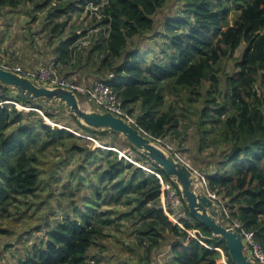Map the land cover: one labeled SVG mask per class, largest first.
Wrapping results in <instances>:
<instances>
[{
    "label": "trees",
    "instance_id": "16d2710c",
    "mask_svg": "<svg viewBox=\"0 0 264 264\" xmlns=\"http://www.w3.org/2000/svg\"><path fill=\"white\" fill-rule=\"evenodd\" d=\"M104 1L0 0V7L31 3L34 19L43 12L48 42L57 40L48 44L56 55L54 67L76 58L73 52L85 49L77 41L87 37L85 53L99 56L97 80H108L113 74L109 81L122 108L153 141H174V150H185L189 123L183 118L195 112L197 130L210 134L217 148L202 154L201 146L207 142L201 135L194 166L205 174L210 190L224 200L231 219L253 231L264 250V101L258 84L264 78V0ZM91 2L100 6L101 17L90 14L86 28L75 30L70 25L60 39L74 13H90L86 7ZM168 3L172 13L160 19L158 14ZM158 36L160 49L151 50L147 40ZM242 43L246 47L220 88L219 65L232 58ZM1 88L3 100H15L43 114L0 105V220L10 215L20 197L36 195L42 162L50 163V178L55 180L69 155L76 160L67 177L75 184H65L77 199L75 206L64 208L65 216L54 220L44 239L32 242L15 264H99L101 257L91 248L102 250L98 240L109 225L118 228L121 217L139 221L133 229L129 248L134 254L128 264H224L216 248L228 264H234L224 240L190 216L183 200L179 210L184 216L178 217L183 228L165 214L155 173L179 192L178 186L123 136L84 126L56 101L39 106V99L26 101ZM167 94L176 96L175 105L168 102ZM180 100L185 105L179 106ZM70 129L111 148L92 147L90 139ZM47 149L52 151L46 155ZM119 205L126 210L112 209ZM188 230H195L197 237L192 238Z\"/></svg>",
    "mask_w": 264,
    "mask_h": 264
},
{
    "label": "rangeland",
    "instance_id": "374dc122",
    "mask_svg": "<svg viewBox=\"0 0 264 264\" xmlns=\"http://www.w3.org/2000/svg\"><path fill=\"white\" fill-rule=\"evenodd\" d=\"M168 4L169 5H165V7L161 9L160 14H158L160 15V19L162 18L166 19L171 15L172 9L170 7V3ZM31 8L34 10V7ZM22 9L24 12L20 11L22 13L18 15V19L25 17L27 13L29 14L28 10L26 9V6H24ZM30 16H32V14H29V18H30L28 21L29 24H31V20L34 17V16L32 17ZM156 16H157V12L153 15V18H155ZM90 19H91L90 13H86V11L80 13V15H78L77 13H74L72 15V20H73L72 23L81 28H86L88 26L87 24L90 22ZM234 19H235V15L234 13H231L230 20L233 21ZM22 24L23 23H20L19 26ZM33 24L35 25L31 26V30L33 28L38 29L40 27V24L37 22ZM16 32H18V30H15L14 33L15 36H17ZM39 32H40L39 30L36 31L35 33L37 34L35 35H37L39 38H41V41H43L42 40L43 36H40ZM32 35L33 34L30 33V36ZM159 36L156 37L155 39H152L150 37L147 40L151 50L157 51L160 49L159 43L161 41L159 39ZM44 37L43 39L46 42H48L49 36L44 35ZM84 47L85 49L83 51L77 50L73 52V56L76 57L75 60H78L79 53H83L84 55L88 45L87 46L84 45ZM245 47L246 44L242 43L232 58L223 59L222 62L220 63L219 65L220 88H223L224 84L226 83L225 81L226 76L231 73L232 69L234 68V63L236 59L243 52ZM91 56L97 64L100 62L98 55L93 56V54H91ZM6 57L8 58V56ZM80 58L84 62V65H87L88 68L91 69L93 68V66H91L93 64V60L90 57H86L85 55L84 57H80ZM10 61H12V65H16L15 62L19 64L21 63L20 61H13V59H11ZM258 84L261 85L262 87L260 90L259 97L262 98L264 101V78L263 80L258 79ZM78 99L80 104H82L81 106L84 109L95 110L94 106L89 104L84 98L79 97ZM166 99L168 100V102H172L175 105L176 96H170L169 94H167ZM221 99H223V97ZM178 102H179V106L185 105V103L182 100ZM197 107H199L198 104H195V108ZM262 110L264 111V105ZM196 120L197 117L195 112H190L189 116L183 118L184 123H189V126L186 128L188 135L185 141V146H183L185 150L178 149L180 151V152L178 151L179 155L185 158L188 163L193 165L195 164L197 165L196 155L199 151L198 147L200 146L198 144L199 140L197 139L201 135L204 136L207 142L206 145L201 146L202 154L208 155L214 148H217L214 144L211 143L210 134H203L202 132L200 133L197 130ZM53 124L56 125L55 123ZM70 130L73 131L72 129ZM73 132L75 133V135L85 137V135L83 134H80L75 131ZM85 138L90 139V141L93 143L92 147L97 146L102 149L111 148L102 145L99 141L94 140V138H92L91 136H87ZM168 143H171L174 147H176L174 141H168ZM114 150L116 149L114 148ZM51 151L52 150L47 149L46 155L49 154ZM118 152L119 155L126 156L124 150H118ZM59 154L60 152L56 155L55 157L56 160L60 159V157H57ZM45 156L43 155V157ZM136 164L140 165L139 163ZM75 165H76L75 157L69 155L67 159L62 163V166L56 172L57 173L56 179L53 180L52 178H50V172L53 171V169L50 168V163L45 161L40 164V169L43 171L42 181L40 184L41 186L38 187L36 190V195L35 196L30 195L28 197L27 196L20 197L18 202L13 207H11L10 215L0 220V264H15L18 258L21 257L23 253L29 249L32 242L36 240L44 239L43 236L44 231L52 226L54 220H60L65 216L64 208L72 209L75 206V200L77 201V199L76 198L75 200L73 199V196L69 194V187L65 185V184L68 185L72 184L73 186L75 184L73 180L69 181L67 179L69 175V171L72 170ZM54 170L56 171V169ZM49 183H51V186L49 185ZM112 209L118 210L119 212L126 210L125 206H121V205L112 207ZM114 216H116V214ZM183 216L184 215H181L180 217ZM118 218H120V215ZM175 219L179 223L178 226L183 228L180 219L178 217H175ZM116 222L117 224H119V227L118 228L114 227V224L112 226L109 225L108 227L105 228V236L100 240H98V244H101V246L103 247L102 250L100 246H95L91 248V251L93 253L99 254V257H101V262L99 264H118V263L124 264L125 261L126 264H128L130 263V259L133 257L134 253L129 248V245L133 243V237H134L133 229L134 226L139 225V221L136 218L124 219L123 217H121L120 221H116ZM188 234H190L192 238L197 237L195 230H188ZM116 239L118 241L119 246L121 247V248L118 247V254L116 253L115 250ZM201 243L203 242L201 241ZM184 245H187V242H185ZM208 247H212V246H208ZM216 249L222 255L221 262H223L224 264H228L226 257H224L223 255V251L219 248ZM120 252L122 253V255H120ZM158 260H163V257L158 258Z\"/></svg>",
    "mask_w": 264,
    "mask_h": 264
},
{
    "label": "water",
    "instance_id": "95a60500",
    "mask_svg": "<svg viewBox=\"0 0 264 264\" xmlns=\"http://www.w3.org/2000/svg\"><path fill=\"white\" fill-rule=\"evenodd\" d=\"M0 86L9 88L13 95L26 101L40 100L38 105L56 101L63 105L86 127L95 131L112 130L123 136L141 154L164 171L179 189L181 198L190 216L201 221L212 232L224 240L226 250L234 264H253L244 251V243L237 230H229L222 223V215L217 204L193 186V175L188 167L174 155L161 147L134 124L108 111L86 110L79 96L64 87L36 84L30 78L20 75L0 65ZM221 262V260H219Z\"/></svg>",
    "mask_w": 264,
    "mask_h": 264
},
{
    "label": "built area",
    "instance_id": "2783aa9c",
    "mask_svg": "<svg viewBox=\"0 0 264 264\" xmlns=\"http://www.w3.org/2000/svg\"><path fill=\"white\" fill-rule=\"evenodd\" d=\"M108 0H105L103 4L107 3ZM102 4V5H103ZM99 5L93 4L92 2L86 7L89 10L90 14H94L97 18L101 17L99 13ZM77 43L84 46L89 43L87 37L80 38ZM54 63H46L38 65L34 68H25L19 65L12 64H0L5 69L16 72L20 75L26 76L34 81L36 84L52 86V87H64L70 90H73L79 97L84 98L89 104L93 105L96 110L99 111H108L112 114L119 116L128 122L134 124V120L125 110L122 108L121 101L114 91L110 79L113 74H109L108 80H95L90 84H82L78 82L75 78L61 77L57 74L56 68L53 65ZM2 88L0 86V105L3 103L15 105L19 110L25 111H35L39 114H43L41 110L23 105L15 100L8 99L3 100L1 98ZM87 137V136H86ZM156 142L170 151L174 157L188 167L193 175L194 181L193 186L201 189V192L213 200L217 206L218 211L222 215V223L226 224L229 230H237L244 243V251L248 255L249 259L252 260L253 264H264V250L261 248L257 239L255 238L254 232L251 230H246L242 227V224L235 219H231V214L224 205V200L216 192L210 190L207 178L205 174L193 164L187 162V160L179 155V152L173 149V145L166 143L162 139H156ZM174 150V151H173ZM123 156V155H121ZM124 158L131 161L129 157L123 156ZM149 170L148 168H146ZM159 178L161 183V205L166 213V215L176 224H179L175 217H180L183 215V212L179 210L182 205V198L179 194L177 188L173 186L171 182L163 180V177L155 173Z\"/></svg>",
    "mask_w": 264,
    "mask_h": 264
},
{
    "label": "crops",
    "instance_id": "0c3cea01",
    "mask_svg": "<svg viewBox=\"0 0 264 264\" xmlns=\"http://www.w3.org/2000/svg\"><path fill=\"white\" fill-rule=\"evenodd\" d=\"M24 6H26L29 14H32L33 16L34 10L31 8L33 7L31 6V3L26 5L20 4L16 8H11L8 6L0 7V64H12V61L10 60L13 59V61L21 62L20 64L15 62L16 65L25 68H34L38 65L46 64L55 60L56 55L52 51L53 46L50 47L48 44H55L57 43V40L52 39L49 42L44 40L46 30L42 24L44 20L43 12L37 13L38 18H33L31 20V24L28 22L30 19L28 13L25 17L18 19V15L24 12L22 9ZM72 21L73 20L71 19L67 29L64 31L60 39L66 37L70 25L74 26L75 30H81V27L73 24ZM36 22L40 24V27L38 29L33 28L31 30V26L35 25L33 23ZM18 23L23 24L19 26ZM15 30H18V32H16L17 36L14 34ZM38 30L40 31L39 35L44 37V39L42 37L43 41H41V38L35 35L37 34L35 32ZM30 33L33 35L30 36ZM80 54L81 55H79L78 60L73 58L68 62H58V66L55 67L57 74L61 77L75 78L82 84H90L100 78H97V75H95V71L98 69V64L93 60L91 55H87L86 53H84V55L83 53ZM85 55L86 57L90 56V58L93 60V64L91 65L93 66L92 69L88 68L87 65H84V62L81 60L80 57H84ZM3 56H8V58H4ZM72 64H77V66H73ZM115 247L116 253L118 254V247L120 246L117 239L115 240ZM120 255H122L121 252ZM162 257L163 254H161L159 251V254H157V260L158 258Z\"/></svg>",
    "mask_w": 264,
    "mask_h": 264
},
{
    "label": "bare ground",
    "instance_id": "6f19581e",
    "mask_svg": "<svg viewBox=\"0 0 264 264\" xmlns=\"http://www.w3.org/2000/svg\"><path fill=\"white\" fill-rule=\"evenodd\" d=\"M82 105V104H81ZM84 106V105H83Z\"/></svg>",
    "mask_w": 264,
    "mask_h": 264
},
{
    "label": "clouds",
    "instance_id": "9594fccd",
    "mask_svg": "<svg viewBox=\"0 0 264 264\" xmlns=\"http://www.w3.org/2000/svg\"><path fill=\"white\" fill-rule=\"evenodd\" d=\"M172 181V180H171Z\"/></svg>",
    "mask_w": 264,
    "mask_h": 264
}]
</instances>
